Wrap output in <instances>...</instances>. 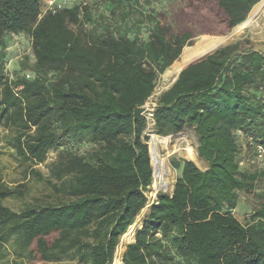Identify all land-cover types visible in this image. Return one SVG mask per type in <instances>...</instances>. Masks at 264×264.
Returning a JSON list of instances; mask_svg holds the SVG:
<instances>
[{
	"label": "trees",
	"instance_id": "1",
	"mask_svg": "<svg viewBox=\"0 0 264 264\" xmlns=\"http://www.w3.org/2000/svg\"><path fill=\"white\" fill-rule=\"evenodd\" d=\"M136 1L102 0L106 11L96 13L77 2L41 17L40 0H0V127L14 128L11 145L25 162L45 165L58 153L49 166L57 182L47 180L65 197L14 212L4 204L14 192L0 181V254L13 245L45 263L113 264L133 233L123 264H264V197L248 224L234 214L241 193L255 194L264 178V53L244 42L190 64L159 96L156 134L195 127L209 167L172 159L174 191L139 219L154 181L143 106L159 77L263 0H164L152 13ZM21 34L32 39L35 62L23 65L32 77L11 79L9 38ZM247 156L255 161L243 167Z\"/></svg>",
	"mask_w": 264,
	"mask_h": 264
},
{
	"label": "rangeland",
	"instance_id": "2",
	"mask_svg": "<svg viewBox=\"0 0 264 264\" xmlns=\"http://www.w3.org/2000/svg\"><path fill=\"white\" fill-rule=\"evenodd\" d=\"M85 1L93 6V10L95 11V13L97 9L100 12L106 11L105 4L102 2V0H85ZM136 2H139L140 6L142 7V10L145 13L160 12L166 9V7L168 6V3L164 0H138ZM262 3H264V0L260 2L258 5H256L252 9L251 13L255 10V8H257ZM262 10L263 12H261L259 16L256 18L255 24L253 26L244 29L243 32L240 33L239 35L232 36L226 42L221 43L217 47V49L211 53H214L215 51L220 49V47L234 45L237 42H244L242 46L244 50L253 48L254 50L264 53V6ZM251 13L249 14L250 16L248 17V19L251 17ZM143 32L144 34L143 33L142 34L146 36L144 28H143ZM232 34L233 31H231V33L228 35H219V36H230ZM131 35L133 34L131 33ZM203 36L209 37V35H203ZM219 36H214V37H219ZM201 38L202 37L197 39L194 42V44L191 45L190 47L195 46L201 40ZM7 53L9 54V62L7 64V69L11 79L16 78L18 75H22L24 72L28 74L29 73L32 74V71L30 69L29 70L23 69V65L25 62L28 61L29 66H32L35 62V58L32 53L31 37L24 34L12 35V37L9 38ZM211 53L206 54L205 57ZM165 74L159 77L158 85H157L158 90L162 89V93L169 90L175 83L174 80L166 81ZM151 130L152 131L150 132L149 131L145 132V134L147 133L148 134L147 136H149L150 138L148 141V146L152 135H157L155 130L153 129ZM16 135L17 134L15 133L13 127H9V128L6 126L0 127V181H2V183L6 187H8L14 192L11 198H8L4 201V204L12 211L18 212L27 206H32V205L44 206V205H48L49 203L59 204L62 201H64L65 197L58 194V192L53 188V186L47 180V179H51L49 166L51 165L52 162L56 160L58 153L54 151L50 152L45 165H34L32 163L25 162L21 159L20 156H18L16 149H13L11 145L12 139ZM169 137L173 140L171 141L170 144L171 145L170 151L172 153H168V151L165 150L161 145H159L158 148L161 157H163L168 162L171 168L173 174L171 177L175 186L179 172L172 167V159L175 158L185 159V160H189V159H186L179 152H174L173 150H175V146L177 144L178 139L182 137L186 139L187 144L190 143L189 145L192 146L194 145L193 147H195L197 150L199 147L198 134L196 128L190 126L185 128L183 132L179 134L170 135ZM82 147H83L82 148L83 151L91 149V147L86 145ZM149 147L151 152V146ZM257 158L259 159V157ZM201 161L203 162V160ZM254 161L255 159L253 157H248V156L245 157L243 167L245 165L249 166ZM259 161L260 162L256 163V165H260L262 167L263 160L259 159ZM200 168H203V163H202V167ZM51 180L54 183L57 182V180L53 178ZM255 191H256L255 194H248L244 192L241 193L238 209L234 212L236 218L244 224H248L252 216H254L256 212L259 209H261V203L264 197V178L258 182ZM151 192H152V186L149 192L147 193L149 198L148 205L145 207L144 212H142L141 215L139 216L141 225L145 217L150 213L151 210L150 206L158 199V195L160 194V192H165V191H160L156 198L152 197ZM133 238H134V234L130 233L128 236L123 237L122 240L124 242L129 243V241H131ZM123 241H120L121 243L116 250V253L118 252L121 258L119 264H123L122 256L126 250V247L129 245V244L125 245ZM0 264H78V263L70 262V261H66L63 263H54V262L45 263L38 260H31L29 258H20L18 254H16V249L13 247V245H8L0 254Z\"/></svg>",
	"mask_w": 264,
	"mask_h": 264
},
{
	"label": "bare ground",
	"instance_id": "3",
	"mask_svg": "<svg viewBox=\"0 0 264 264\" xmlns=\"http://www.w3.org/2000/svg\"><path fill=\"white\" fill-rule=\"evenodd\" d=\"M263 6L264 3L255 8V10L251 13V17L247 19L246 22L235 27L232 35L219 37L203 36L195 46H188L187 48H185L184 53L179 58V60L174 62L172 68L166 72L165 80H175L179 76V74L189 66V64L204 58L206 54L216 50L221 43L226 42L232 36L239 35L243 32L244 29L253 26L255 24L256 18L261 12H263ZM171 141L173 140L169 136L152 135L149 142V146H151V161H153L155 177L151 192L152 197L154 198L157 197L160 191H167L168 193H171L174 188V183L171 177L173 175L171 168L168 162L163 157H161L158 148L159 145H161L165 150L168 151V153H172L170 151ZM189 144H187L186 139L182 137L178 139L175 150L173 151L179 152L186 159L193 160L199 167H202L203 162L199 159L197 152L198 149L196 150V148L193 147L194 145L192 146ZM114 258V264H119L121 258L118 252L116 253Z\"/></svg>",
	"mask_w": 264,
	"mask_h": 264
},
{
	"label": "built area",
	"instance_id": "4",
	"mask_svg": "<svg viewBox=\"0 0 264 264\" xmlns=\"http://www.w3.org/2000/svg\"><path fill=\"white\" fill-rule=\"evenodd\" d=\"M81 3L84 5H88V3L85 0H40V5H41V17H43V15H45L46 13H57L65 8L68 7H72L73 5H75V3ZM32 74L31 73H27V78H31ZM162 94V90L158 88H156L154 94L150 97L149 101L143 106V114L145 115V117L147 118V128L146 131L150 132L152 131L151 129L155 130V110L157 108V104L158 101L160 99V95ZM146 135H148L146 133ZM257 153H258V157L259 159H263L264 158V148L263 146H259L257 147Z\"/></svg>",
	"mask_w": 264,
	"mask_h": 264
},
{
	"label": "crops",
	"instance_id": "5",
	"mask_svg": "<svg viewBox=\"0 0 264 264\" xmlns=\"http://www.w3.org/2000/svg\"><path fill=\"white\" fill-rule=\"evenodd\" d=\"M199 167V166H198ZM209 167V163L208 162H205L203 161V168H200L201 170H207V168Z\"/></svg>",
	"mask_w": 264,
	"mask_h": 264
},
{
	"label": "water",
	"instance_id": "6",
	"mask_svg": "<svg viewBox=\"0 0 264 264\" xmlns=\"http://www.w3.org/2000/svg\"><path fill=\"white\" fill-rule=\"evenodd\" d=\"M201 61V60H200ZM190 65V64H189ZM178 78V77H177ZM177 78L174 80L175 82H176V80H177ZM199 155V154H198ZM150 156H151V152H150ZM152 162V166H153V161H151ZM153 177H154V168H153ZM155 178V177H154ZM175 185H176V183H175ZM174 188H175V186H174ZM174 188H173V191H174ZM172 191V192H173ZM165 192H167V191H165ZM143 228V226L141 227V229ZM136 240V239H135ZM135 242V241H134ZM133 242V243H134Z\"/></svg>",
	"mask_w": 264,
	"mask_h": 264
}]
</instances>
